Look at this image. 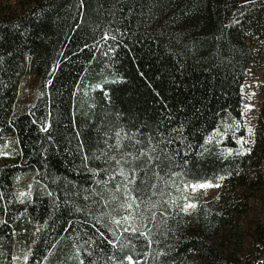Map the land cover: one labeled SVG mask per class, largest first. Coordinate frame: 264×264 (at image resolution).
Masks as SVG:
<instances>
[{
  "label": "trees",
  "instance_id": "16d2710c",
  "mask_svg": "<svg viewBox=\"0 0 264 264\" xmlns=\"http://www.w3.org/2000/svg\"><path fill=\"white\" fill-rule=\"evenodd\" d=\"M251 67L264 1L0 0V264H264Z\"/></svg>",
  "mask_w": 264,
  "mask_h": 264
},
{
  "label": "rangeland",
  "instance_id": "374dc122",
  "mask_svg": "<svg viewBox=\"0 0 264 264\" xmlns=\"http://www.w3.org/2000/svg\"><path fill=\"white\" fill-rule=\"evenodd\" d=\"M34 84L35 81L31 76H28L23 80V88L25 90L26 99L33 95ZM243 93V120L247 132V140L249 143H252L259 124L261 123L264 126V71L262 73L253 67L250 68L246 82L244 84ZM221 184L222 183H220V185L207 184L211 185L207 188L194 187L201 184L185 187L178 195L182 199L184 209L187 211L194 209L195 204L193 203L192 198L197 196H202L206 200L214 198L221 191ZM188 205H193V207H188Z\"/></svg>",
  "mask_w": 264,
  "mask_h": 264
},
{
  "label": "water",
  "instance_id": "95a60500",
  "mask_svg": "<svg viewBox=\"0 0 264 264\" xmlns=\"http://www.w3.org/2000/svg\"><path fill=\"white\" fill-rule=\"evenodd\" d=\"M264 0H241V4L242 5H253V4H257L260 2H263Z\"/></svg>",
  "mask_w": 264,
  "mask_h": 264
},
{
  "label": "snow or ice",
  "instance_id": "6c2138e0",
  "mask_svg": "<svg viewBox=\"0 0 264 264\" xmlns=\"http://www.w3.org/2000/svg\"><path fill=\"white\" fill-rule=\"evenodd\" d=\"M210 186H211V185L201 184V185L194 186V187L207 188V187H210ZM133 199H134V197H133ZM127 207H128V208H131L132 205H131V204H128ZM188 207H193V205H188ZM125 219H127V218H125ZM117 223H119V222H117Z\"/></svg>",
  "mask_w": 264,
  "mask_h": 264
}]
</instances>
